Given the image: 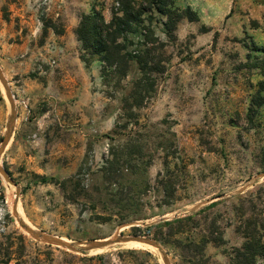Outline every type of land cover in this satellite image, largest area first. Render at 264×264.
Instances as JSON below:
<instances>
[{
    "label": "rangeland",
    "instance_id": "374dc122",
    "mask_svg": "<svg viewBox=\"0 0 264 264\" xmlns=\"http://www.w3.org/2000/svg\"><path fill=\"white\" fill-rule=\"evenodd\" d=\"M112 3L0 0V66L13 95L0 80V147L15 121L0 156L14 182L0 172L9 202L0 264H165L136 241L74 252L37 240L16 200L26 224L70 243L145 236L171 264H230L244 223L264 222V104L251 111L264 76L245 67L264 54L252 51L253 41L264 48V0H175L199 20L180 21L173 39L157 15L167 69L131 112L138 65L119 84L106 80L76 35L94 8L109 21Z\"/></svg>",
    "mask_w": 264,
    "mask_h": 264
},
{
    "label": "trees",
    "instance_id": "16d2710c",
    "mask_svg": "<svg viewBox=\"0 0 264 264\" xmlns=\"http://www.w3.org/2000/svg\"><path fill=\"white\" fill-rule=\"evenodd\" d=\"M157 15L163 17L164 32L170 39L175 37L177 26L183 19L191 22L199 20L198 14L191 8L176 7L175 0H113L109 21L102 10L94 8L81 16L76 29L84 52L82 59L88 63V58L98 57L102 63L104 79L115 80L119 84L127 77L132 63L138 65L140 77L133 83L130 94L124 100L127 112L145 105L154 92L157 76L167 69V58L162 51L164 44L157 36L154 26ZM253 45L252 51H264L254 41ZM245 67L259 70L264 76V54L255 57L249 54ZM259 85L260 89L251 104L254 114L264 104V80ZM187 222L189 220L181 219L175 224L184 225ZM257 223L253 219L244 223L242 234L245 242L234 249L230 264H257L258 259L264 257V222ZM134 231L138 233L141 229L135 228ZM181 232L183 228L174 233ZM159 235L155 232L156 239L161 240ZM212 241L217 243L218 240ZM209 242L210 240L204 239L202 244Z\"/></svg>",
    "mask_w": 264,
    "mask_h": 264
},
{
    "label": "water",
    "instance_id": "95a60500",
    "mask_svg": "<svg viewBox=\"0 0 264 264\" xmlns=\"http://www.w3.org/2000/svg\"><path fill=\"white\" fill-rule=\"evenodd\" d=\"M0 80L6 89L8 97L10 98V100H12L13 95H12V92H11L10 87L8 85V81L6 80V77L2 71L1 66H0ZM15 112H16V108L14 105H12L13 115H15ZM14 122H15L14 116H12L9 127H8V132H7L6 137H5L3 143L0 147V156L9 143V140L11 137L12 125L14 124ZM0 172L8 182H10L11 184H14V182L10 178L8 172L1 166H0ZM17 198H19V192L17 193ZM14 214H15L16 218L18 219V221L20 222V224L25 228V230L33 238L40 240V241H43L45 243H48L50 245H56L58 247H63V248H66V249L74 251V252H87V251H91V250L104 249V248L110 247V246L115 245V244H122V243L136 241V242H140V243H143L146 245H150V246L158 249L163 256L165 264H171L168 253L166 252V250L164 249L162 244H160L159 242H157L151 238L145 237V236H129V237H127V236H114L113 238H109V239H105V240H93V241L87 242V243H70V242H67V241L60 239L58 237L49 235L47 233L37 231L34 228H32L31 226H29L28 224H26V222H24V220L21 218L20 214L18 213V200H16V202L14 204Z\"/></svg>",
    "mask_w": 264,
    "mask_h": 264
},
{
    "label": "built area",
    "instance_id": "2783aa9c",
    "mask_svg": "<svg viewBox=\"0 0 264 264\" xmlns=\"http://www.w3.org/2000/svg\"><path fill=\"white\" fill-rule=\"evenodd\" d=\"M57 61L54 60L53 64ZM9 214V202L7 200H0V233L5 232L7 228V217Z\"/></svg>",
    "mask_w": 264,
    "mask_h": 264
}]
</instances>
